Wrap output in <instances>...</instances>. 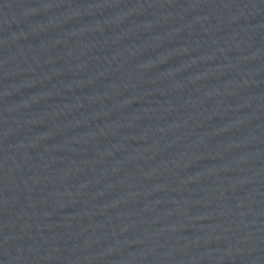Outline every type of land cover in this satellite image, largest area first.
I'll list each match as a JSON object with an SVG mask.
<instances>
[{"label":"water","instance_id":"water-1","mask_svg":"<svg viewBox=\"0 0 264 264\" xmlns=\"http://www.w3.org/2000/svg\"><path fill=\"white\" fill-rule=\"evenodd\" d=\"M0 264H264V0H0Z\"/></svg>","mask_w":264,"mask_h":264}]
</instances>
